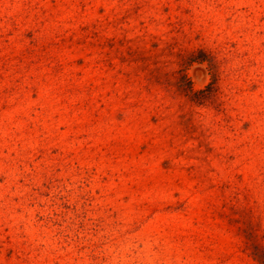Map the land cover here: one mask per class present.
I'll use <instances>...</instances> for the list:
<instances>
[{
	"label": "rangeland",
	"instance_id": "1",
	"mask_svg": "<svg viewBox=\"0 0 264 264\" xmlns=\"http://www.w3.org/2000/svg\"><path fill=\"white\" fill-rule=\"evenodd\" d=\"M0 264H264V0H0Z\"/></svg>",
	"mask_w": 264,
	"mask_h": 264
}]
</instances>
